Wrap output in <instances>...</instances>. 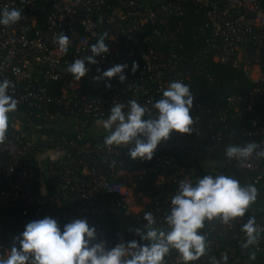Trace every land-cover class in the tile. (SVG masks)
<instances>
[{
  "label": "built area",
  "instance_id": "built-area-1",
  "mask_svg": "<svg viewBox=\"0 0 264 264\" xmlns=\"http://www.w3.org/2000/svg\"><path fill=\"white\" fill-rule=\"evenodd\" d=\"M189 4L195 7L196 38L202 42L185 51L181 35L190 15ZM5 7L21 10L22 19L10 27L0 25V82L10 80L15 87L8 92L18 100L17 110L9 113L6 141L0 145V207L7 213V230L1 233L0 229V257L6 258L29 222L45 217L55 219L61 231L74 219L86 220L96 229L92 243L103 242L108 249L132 240L150 244L141 239L147 231L145 212L153 213L155 228L169 231L165 217L179 182L197 183L187 164L161 148L151 160H133L132 147L109 149L104 143H88L81 125L110 113L116 103L124 104L127 112L132 99L155 116L152 104L172 81L185 83L205 76L212 82L211 62L241 71L252 88L227 97L215 109L197 101L191 109L192 134L207 151L220 155L219 168H228V176L264 180V157L257 155L264 151V74L260 69L264 0H0V10ZM62 32L70 41L66 54L54 42ZM104 32L109 34V52L96 57L95 65L85 61L90 70L75 81L66 72L68 65L92 55L91 45ZM133 62L140 63L139 84L128 99L124 97L128 79L124 83L118 77L94 80L114 65L130 67ZM59 81L63 84L60 93L51 94L49 88ZM106 83L112 87H105ZM23 105L38 111H19ZM60 117L74 123L71 136L62 135L55 142L27 136L40 124L52 125ZM243 118L248 127L237 134L231 124ZM250 142L260 145L250 159L230 160L225 155L229 145L244 147ZM45 152L44 164L39 163L37 157ZM219 168L215 165V170ZM40 172L56 179L49 195L41 185ZM151 177L153 186L148 188L145 185ZM34 186L39 194L33 193ZM114 215L122 220L108 234L107 223ZM251 217L264 227V215L252 212L231 226L218 219L206 221L201 234L206 236L208 252L191 264H212L213 259L224 264L221 257L225 254L227 264H264V232L256 244L242 246L245 234L241 228ZM253 253L254 260L250 258ZM165 260L166 264H183L176 250Z\"/></svg>",
  "mask_w": 264,
  "mask_h": 264
},
{
  "label": "clouds",
  "instance_id": "clouds-1",
  "mask_svg": "<svg viewBox=\"0 0 264 264\" xmlns=\"http://www.w3.org/2000/svg\"><path fill=\"white\" fill-rule=\"evenodd\" d=\"M21 19V10L8 7L0 10V25L10 27ZM108 35V32H104L91 45L92 55L77 58L68 65L66 72L72 74L75 81H80L89 72L85 61L95 65L98 63L96 57L109 52L106 44ZM54 42L58 44L60 52H68L70 41L66 34L60 33L54 37ZM127 67V64L114 65L103 71L102 75L94 77V80L99 82L118 77L120 83H124ZM138 67L136 62L132 63L133 74ZM97 72H100L99 68ZM10 87H15L10 80L0 82V145L7 138L9 113L15 112L18 106V100L8 92ZM105 87L111 88L112 85L106 83ZM193 100L189 85L182 81H172L163 91L162 98L152 104V108L157 111L155 116L151 115V109L132 99L128 101L127 112L124 111V104L116 103L111 107L108 118L98 119L96 124L109 133L103 141L109 149L134 143V147L129 150L130 157L133 160H151L161 141L170 139L173 131L181 134L195 132V121L191 116ZM146 115L148 118H145ZM259 147V144L253 142L244 147L229 145L225 155L230 160H248ZM257 155L264 157V151ZM257 195L258 189L254 184L241 185L239 180L223 174L215 177L205 175L195 185L181 180L177 193L171 198L170 213L165 217L169 231L154 227L156 218L152 212L144 214L147 231L141 239L151 241L150 244L141 245L132 240L108 249L103 242L92 243L96 238V229L90 227L86 220L74 219L65 224L61 231L55 219L45 217L26 225L22 238H15L6 258L0 257V264H166L165 258L171 250L178 252L183 264H191L208 252L206 236L201 234L206 221L218 219L222 224L231 226L251 208ZM241 231L245 234L242 246L248 248L258 242L264 227L257 226L255 217H251L243 224ZM135 232L140 235L141 229L137 228ZM250 258L254 260L255 254ZM221 259L227 264L226 254ZM212 264H220V261L213 259Z\"/></svg>",
  "mask_w": 264,
  "mask_h": 264
},
{
  "label": "trees",
  "instance_id": "trees-1",
  "mask_svg": "<svg viewBox=\"0 0 264 264\" xmlns=\"http://www.w3.org/2000/svg\"><path fill=\"white\" fill-rule=\"evenodd\" d=\"M188 12L190 15L188 16L184 29L183 34L181 35V41L184 45L185 51H191L196 49L200 44L201 40H198L196 38V20L193 19V16L195 15V7L192 4H189L188 6ZM98 40V39H97ZM96 40V41H97ZM139 67L140 63L136 62ZM139 67L135 74L132 73L131 68L132 66L128 67L125 71V74L127 76L129 87L127 92L124 94L125 98H129L131 95L135 94L138 89L139 84ZM260 69L261 72L264 74V52L261 55L260 59ZM208 73H210L213 76V81L210 82L205 76H198L193 77L190 80L186 81L185 84L190 86V90L192 94L194 95L193 105L197 103V101L206 107L210 109H215L218 107H221L226 98L231 95H238L243 93L244 91L251 89L252 84L249 82V80L246 78V76L239 70L231 68L229 66L220 65L218 63H212L210 64V67L208 69ZM63 84L61 81L55 83L52 85V88L50 89L51 94H58L61 91ZM19 111H23L25 113H36L38 109L34 107H29L26 105H23L19 108ZM110 113H104L102 117L99 119H107ZM98 120V119H97ZM37 125H39L38 120L36 121ZM41 127H37L36 134L42 138L46 139H52L53 142H55L60 136L66 135L71 136L73 134V131L68 132L65 128H58L55 127V125H42ZM43 126V127H42ZM248 123L245 118L241 121H236L231 124V130L235 133H239L241 129L247 128ZM108 134L100 135L96 138L90 137L86 138V141L90 144L94 143H104V137ZM40 140V139H39ZM127 147V146H126ZM129 147V146H128ZM160 148L157 147L156 150ZM178 160L181 159V155L178 153H173ZM210 156L213 159L214 162V169L215 165L219 168V162L221 161V157L216 152H210ZM45 160V159H44ZM44 164V162H42ZM134 169L135 167H131ZM187 169L191 170L193 175H197L196 173L201 174V176L205 175H212L213 177L223 174L227 175L228 168L221 167L218 170H214V172L209 173L205 172L202 169H197L195 166H188ZM41 175V181L43 183V187L45 189V194L49 195L52 192L53 187L56 185V179H50L48 177H45L42 172H40ZM228 176V175H227ZM195 177V176H194ZM235 179L239 180L241 185H248V184H254L255 187L258 189V192L264 189V180L253 182L248 181L244 176H241L237 174ZM148 188H152L153 186V177L150 178V181H148L145 185ZM34 194H39L40 191L38 190V186H34L33 189ZM3 208L0 207V229L1 233L5 232L7 230V213L3 212ZM247 212L257 213L264 215V212H253L250 209ZM122 220L120 215H114L111 216L108 220V226L106 227L107 233L111 234L113 231V225L117 223L118 221ZM264 257V255H263Z\"/></svg>",
  "mask_w": 264,
  "mask_h": 264
},
{
  "label": "crops",
  "instance_id": "crops-1",
  "mask_svg": "<svg viewBox=\"0 0 264 264\" xmlns=\"http://www.w3.org/2000/svg\"><path fill=\"white\" fill-rule=\"evenodd\" d=\"M96 121L97 120L89 124H84L83 126L81 125L88 138H96L103 134H109L102 127L97 126ZM53 124H55V127L67 129L68 132L72 131L74 126L72 121H69L63 117L56 118ZM35 131L36 130H32L27 136L35 141H38L41 139V137L38 136ZM127 146L134 147V143ZM158 148L164 149L169 153L180 154L181 160L188 166H195L197 169H202L203 171L209 173H212L215 170L214 162L210 156V152L207 151L202 141L194 134H181L173 131L170 134V139L167 141H161V143L158 145ZM47 154L48 152L41 153V156L37 157L39 163L44 162ZM196 174L197 175H194L195 181L203 178L201 174ZM41 185L43 186L42 181ZM250 210L253 212H264V189L258 192L256 202L251 206Z\"/></svg>",
  "mask_w": 264,
  "mask_h": 264
},
{
  "label": "rangeland",
  "instance_id": "rangeland-1",
  "mask_svg": "<svg viewBox=\"0 0 264 264\" xmlns=\"http://www.w3.org/2000/svg\"><path fill=\"white\" fill-rule=\"evenodd\" d=\"M85 135H86V133H85Z\"/></svg>",
  "mask_w": 264,
  "mask_h": 264
}]
</instances>
